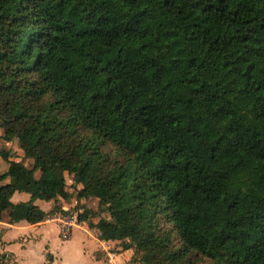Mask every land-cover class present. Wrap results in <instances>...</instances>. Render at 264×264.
<instances>
[{
	"label": "trees",
	"instance_id": "trees-1",
	"mask_svg": "<svg viewBox=\"0 0 264 264\" xmlns=\"http://www.w3.org/2000/svg\"><path fill=\"white\" fill-rule=\"evenodd\" d=\"M0 130L11 223L71 174L132 264H264V0H0Z\"/></svg>",
	"mask_w": 264,
	"mask_h": 264
},
{
	"label": "crops",
	"instance_id": "crops-1",
	"mask_svg": "<svg viewBox=\"0 0 264 264\" xmlns=\"http://www.w3.org/2000/svg\"><path fill=\"white\" fill-rule=\"evenodd\" d=\"M0 135H2L1 130ZM11 142L18 146V153L24 155L19 144L16 141ZM2 164L6 168L9 165L0 159V166ZM66 181L68 198L58 196L51 201L37 199L35 203L47 212L56 203L62 206L63 211H75L79 208L93 211L94 213L83 220V226L76 227L70 239L63 240L58 223L53 218L38 224H30L26 220L11 223L13 206L18 202H26L31 197L28 193L17 192L11 198L12 202L10 201V203L0 200L3 212L0 214V253L8 254L11 260L10 264H33L30 250L32 246L38 244L42 248V264H107L105 248L109 247L112 250L123 252L132 260L134 250L123 248V241L119 238L122 235V230L110 220L107 210L99 211V199L77 196V188L71 174L66 175ZM43 204H47V207ZM3 205L10 206L3 208ZM7 207L10 208L7 210ZM98 231L103 232L99 234ZM52 234L59 236L60 248L55 245Z\"/></svg>",
	"mask_w": 264,
	"mask_h": 264
},
{
	"label": "built area",
	"instance_id": "built-area-1",
	"mask_svg": "<svg viewBox=\"0 0 264 264\" xmlns=\"http://www.w3.org/2000/svg\"><path fill=\"white\" fill-rule=\"evenodd\" d=\"M84 213L83 208H79L75 211H63L60 210L56 212L53 219L58 223L60 235L63 240H68L73 234L76 227H82L84 224L83 220H80V215ZM102 234L101 231H98ZM107 251V264H132L131 259H129L123 252H118L112 250L109 247L105 248Z\"/></svg>",
	"mask_w": 264,
	"mask_h": 264
},
{
	"label": "rangeland",
	"instance_id": "rangeland-1",
	"mask_svg": "<svg viewBox=\"0 0 264 264\" xmlns=\"http://www.w3.org/2000/svg\"><path fill=\"white\" fill-rule=\"evenodd\" d=\"M18 146L15 144V143H13V142H11V141H7L6 139H4L3 137H2V135H0V151H9V153H11V155H10V159L12 160V161H18V162H21V163H23V164H26V165H28V163L30 162V160L29 159H27V158H25L24 157V155H22V154H19L18 153ZM0 159L3 161V162H5V163H7V164H9L1 155H0ZM0 168L1 169H3V168H6V166L4 167V165L2 164L1 166H0ZM0 169V170H1ZM10 181V178H6L5 180H3V181H0V186L1 185H3V184H6L7 182H9ZM11 202H12V199L10 200ZM4 203H10V202H4ZM5 206H10V205H3V208L5 207ZM43 206H45V207H47V204H43ZM10 207H7V210L9 209ZM0 209H2L1 207H0ZM2 212V211H1ZM3 213V212H2ZM1 213V214H2ZM52 236V238H53V240H55L54 242L56 243L55 245L57 246V247H59L60 248V239H59V236L57 235V236H55L54 234H52L51 235ZM30 256H31V262L33 263V264H42L43 263V253H42V248H41V246L40 245H34V246H32L31 247V250H30ZM11 261V260H10Z\"/></svg>",
	"mask_w": 264,
	"mask_h": 264
}]
</instances>
